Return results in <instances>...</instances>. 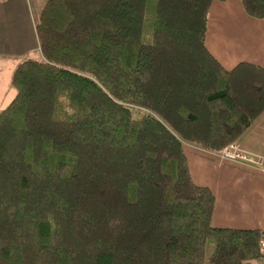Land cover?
<instances>
[{
	"label": "trees",
	"instance_id": "trees-1",
	"mask_svg": "<svg viewBox=\"0 0 264 264\" xmlns=\"http://www.w3.org/2000/svg\"><path fill=\"white\" fill-rule=\"evenodd\" d=\"M45 0L39 57L0 110V264H252L264 229L215 227L184 144L220 152L264 113V68L225 69L211 4ZM264 20V0H240Z\"/></svg>",
	"mask_w": 264,
	"mask_h": 264
},
{
	"label": "crops",
	"instance_id": "crops-1",
	"mask_svg": "<svg viewBox=\"0 0 264 264\" xmlns=\"http://www.w3.org/2000/svg\"><path fill=\"white\" fill-rule=\"evenodd\" d=\"M44 3L45 0H0V27L27 30L28 51L37 54L35 25ZM206 46L227 70L239 62L264 68V20L249 16L240 0L214 1L208 16ZM3 55L9 53L0 52ZM236 143L264 158V113ZM184 150L194 182L210 188L214 194L213 226L264 229V165L260 170L236 161H222L216 152L189 143L184 144Z\"/></svg>",
	"mask_w": 264,
	"mask_h": 264
},
{
	"label": "rangeland",
	"instance_id": "rangeland-1",
	"mask_svg": "<svg viewBox=\"0 0 264 264\" xmlns=\"http://www.w3.org/2000/svg\"><path fill=\"white\" fill-rule=\"evenodd\" d=\"M154 10L155 1L150 0L148 2V20L146 21L142 36L144 43H148L151 38L150 23L153 19ZM28 33L27 30L20 27L15 29H0V52L3 54L9 53V56H0V110L5 108L15 95V89L10 82L15 66L25 58L39 56L36 51H28V47L30 46ZM213 249L214 242L210 240L206 243L204 257L198 263L206 264ZM253 264H264V261L259 258Z\"/></svg>",
	"mask_w": 264,
	"mask_h": 264
},
{
	"label": "built area",
	"instance_id": "built-area-1",
	"mask_svg": "<svg viewBox=\"0 0 264 264\" xmlns=\"http://www.w3.org/2000/svg\"><path fill=\"white\" fill-rule=\"evenodd\" d=\"M220 160L236 161L247 165L248 167L263 169L264 158L260 155L241 149L236 141L228 144L220 152H216ZM259 251L261 259L264 260V231L259 242Z\"/></svg>",
	"mask_w": 264,
	"mask_h": 264
}]
</instances>
